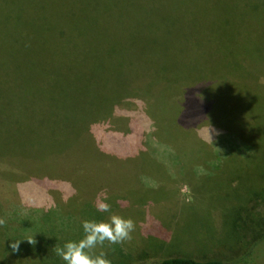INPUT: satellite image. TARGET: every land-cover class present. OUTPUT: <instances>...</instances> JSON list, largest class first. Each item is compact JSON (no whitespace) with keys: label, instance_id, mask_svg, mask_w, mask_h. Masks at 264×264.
Returning a JSON list of instances; mask_svg holds the SVG:
<instances>
[{"label":"rangeland","instance_id":"rangeland-1","mask_svg":"<svg viewBox=\"0 0 264 264\" xmlns=\"http://www.w3.org/2000/svg\"><path fill=\"white\" fill-rule=\"evenodd\" d=\"M101 1L0 0V264H65L54 248L111 214L100 193L136 222L105 244L112 264H231L246 211L264 214L216 186L264 177V0ZM62 2L88 28L56 42ZM149 220L167 240L141 234Z\"/></svg>","mask_w":264,"mask_h":264},{"label":"trees","instance_id":"trees-1","mask_svg":"<svg viewBox=\"0 0 264 264\" xmlns=\"http://www.w3.org/2000/svg\"><path fill=\"white\" fill-rule=\"evenodd\" d=\"M102 3L106 4L107 12H109L110 9H109V5L107 4L106 0L101 1L98 7V11L99 12L104 11V9L101 6ZM60 5L65 7V10L68 11V16L66 14L56 15V16L53 15L51 18L49 28H50L51 33L56 32V36H55L56 42H63V40L61 41V39L65 37V33H66L65 29H78L79 26H82L85 29L88 28L87 27L88 24L86 23V20L79 19L74 15L71 3L62 2ZM226 124L230 125L229 123H226ZM242 124H245V123L243 122ZM244 139H246V141L248 142L252 141L251 139L249 140L246 137ZM244 143L246 142L244 141ZM255 144L256 143H254L253 146H255ZM117 153H119L120 156L123 155V153L118 150H115L113 154L115 155ZM106 162L107 161H105V163ZM230 176L231 178L233 176L231 171H230ZM235 179L237 183L234 186L232 185L231 179L230 181H226V182L222 181L216 184L218 188L219 186H221V190H224L223 185H225V195H226L225 200L227 201L228 199L227 201L228 203L225 206H264V177L262 178V182H260L257 185H255V183L251 181H247V179H239L238 177ZM255 187H260V188L259 190H257L255 189ZM126 193L127 192H125V194ZM132 203L133 201L132 202L130 201V205H132ZM119 206H126V205L123 202H121ZM233 209L234 210L230 209L228 213V216L230 218L229 223H232L235 220H238L237 218L239 217L238 214H239L240 209L238 208L237 209L233 208ZM246 212H247L246 218L242 220L244 223L242 225V229L240 230H243L245 232L249 231L248 236L251 239V241L249 243V247L244 252V255H242L239 258H235L231 264H253L255 261V258H257L256 254H257V248L259 246V243L264 242V220H263L264 214L261 215L259 219L253 220L252 219L253 213L251 212V210L249 209ZM145 223L141 228V234L143 236H154V237H157L163 240L168 239L169 231L163 228L161 229L160 224L157 223L158 225L157 226L155 224V221L153 220L152 221L149 220L146 224ZM151 223H153L154 227L157 228L159 231H157L156 229V231L154 232H149L147 228L150 226ZM155 264H225V263L219 260L199 261V260L192 259V258L179 257V258H167V259L158 261Z\"/></svg>","mask_w":264,"mask_h":264},{"label":"clouds","instance_id":"clouds-1","mask_svg":"<svg viewBox=\"0 0 264 264\" xmlns=\"http://www.w3.org/2000/svg\"><path fill=\"white\" fill-rule=\"evenodd\" d=\"M264 80V78H262ZM210 137V132L208 130ZM219 134V133H217ZM211 139V137H210ZM96 210L101 213H111L108 219H85L82 221L83 236L79 240H70L63 246H56L54 253L59 256L65 264H112L104 246L123 245L132 241L136 230V222L131 217H124L112 213L111 204L104 193H100L96 204ZM6 223L0 218V226ZM35 243V240H28ZM17 245H13L16 249ZM100 249V251H96Z\"/></svg>","mask_w":264,"mask_h":264}]
</instances>
